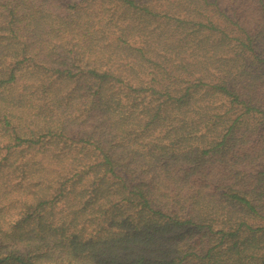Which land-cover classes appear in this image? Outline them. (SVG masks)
<instances>
[{"label": "trees", "instance_id": "16d2710c", "mask_svg": "<svg viewBox=\"0 0 264 264\" xmlns=\"http://www.w3.org/2000/svg\"><path fill=\"white\" fill-rule=\"evenodd\" d=\"M0 264H264V0H0Z\"/></svg>", "mask_w": 264, "mask_h": 264}]
</instances>
